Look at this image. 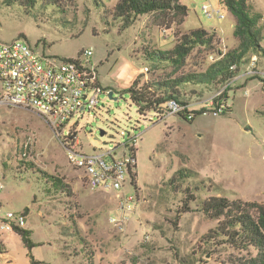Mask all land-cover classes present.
<instances>
[{
	"label": "rangeland",
	"instance_id": "374dc122",
	"mask_svg": "<svg viewBox=\"0 0 264 264\" xmlns=\"http://www.w3.org/2000/svg\"><path fill=\"white\" fill-rule=\"evenodd\" d=\"M182 1L190 8L192 3L198 6L197 13L191 8L186 30L225 26L218 48L226 52L238 45L229 9L224 19H211L200 10L203 2ZM104 2L41 0L30 7L0 0V39L21 38L50 57L76 58L84 49L93 50L91 63L109 93L102 94L96 112L80 120L78 135L85 149L105 151L128 139L129 132L138 135L133 184L94 190L83 171L69 162L45 116L22 107H0V171L5 183L0 201L5 209L26 211V229L36 243L30 250L18 233L8 231L0 264H32L30 253L41 264H233L247 251L205 240L218 220L201 207L213 195L264 202V53L250 52L239 73L224 84L180 86L181 99L189 107L224 90L223 112L209 111L193 121L185 113L163 119L153 112L141 114L129 93L119 90L129 86L138 71L143 81L177 76L170 65L155 68L144 57L147 46L171 48L173 29L156 26L150 15L124 28L109 12L114 1ZM248 3L262 14L264 48V0ZM197 50L178 74L205 70L216 58ZM247 126L252 130H245ZM29 138L30 156L22 161L20 151ZM123 150L118 148L119 154ZM180 169L190 177L179 179L175 173ZM48 175L68 186L52 185ZM121 196L131 199L130 210L119 208ZM191 196L195 199L189 200Z\"/></svg>",
	"mask_w": 264,
	"mask_h": 264
},
{
	"label": "trees",
	"instance_id": "16d2710c",
	"mask_svg": "<svg viewBox=\"0 0 264 264\" xmlns=\"http://www.w3.org/2000/svg\"><path fill=\"white\" fill-rule=\"evenodd\" d=\"M8 6L21 4L35 6L41 0H3ZM114 5L110 14L120 19L124 28H128L143 15H150L156 26L173 29L174 43L169 49H144L146 62L152 63L155 68L170 65L174 78L165 80H142L143 73L139 72L132 83L121 87L120 93H129L131 100L138 107L141 114L148 112L159 113L165 108L169 100H176L182 104L184 113H188L189 103L181 99L180 86L187 83L224 84L235 77L245 57L250 53H264L261 44V30L259 21L262 14L252 10L248 0H224L223 3L235 17L234 35L238 45L226 52L218 48L220 38L215 30L198 27L186 30L185 21L189 16L190 8L180 0H110ZM104 2V0H103ZM105 3V2H104ZM205 50V56H216L214 61L205 70L199 72H181L178 74L194 51ZM224 95L216 97V101ZM197 116L201 111H195ZM184 115V114H179ZM193 118L191 121H193ZM21 160H28L22 155ZM136 158L137 149L131 148ZM29 165L31 163H28ZM26 164V168H27ZM45 174V173H44ZM175 175L179 179L190 177L187 170L180 169ZM137 174H133V180ZM47 182L52 185L67 187L63 180L55 176H46ZM52 178V180H49ZM132 180V184H133ZM175 176L170 180L174 183ZM198 186H195V190ZM191 196L189 200H194ZM202 211L212 219L218 220L217 226L211 228L204 235L205 240H218L220 244L229 243L236 249L247 251L246 255L236 256L233 264H264V202L251 201L243 198L231 199L224 195H213L202 201ZM26 212V211H25ZM15 231L21 236L25 245L31 250L36 243L32 239V232L26 228L16 227ZM32 264H41L30 253ZM92 264V263H90Z\"/></svg>",
	"mask_w": 264,
	"mask_h": 264
},
{
	"label": "built area",
	"instance_id": "2783aa9c",
	"mask_svg": "<svg viewBox=\"0 0 264 264\" xmlns=\"http://www.w3.org/2000/svg\"><path fill=\"white\" fill-rule=\"evenodd\" d=\"M215 5L212 0L201 4L202 13L208 18L225 17L224 0ZM92 49H84L76 58L50 57L39 52L27 41L16 38L11 41L0 39V107H22L38 112L46 117L54 133L66 149L69 162L83 171L84 179L94 190H121L127 181L132 184L136 169V158L131 148L135 147L138 135L129 132L128 139L116 142L105 151L85 149L78 135V126L86 114L100 108L102 94L109 91L99 80L96 65L91 63ZM148 68H145L147 71ZM224 90L198 106L189 107L186 117L192 120L200 115L223 112L227 109L224 98L216 101ZM112 92V91H111ZM110 92V93H111ZM184 106L176 100H169L162 112H153L158 119L168 115L184 114ZM146 114V113H145ZM76 117V121L73 118ZM123 137L126 132L122 131ZM32 138L23 144L25 157L30 156ZM118 148H123L119 154ZM5 187L0 171V193ZM119 208H132L128 196L120 197ZM26 212L5 209L0 201V251L3 253L2 236L16 227L25 228ZM112 221H118L112 218Z\"/></svg>",
	"mask_w": 264,
	"mask_h": 264
},
{
	"label": "crops",
	"instance_id": "0c3cea01",
	"mask_svg": "<svg viewBox=\"0 0 264 264\" xmlns=\"http://www.w3.org/2000/svg\"><path fill=\"white\" fill-rule=\"evenodd\" d=\"M200 2H204L205 0H199ZM180 2L181 3H183V4H185V5H187L189 8H190V5H188L187 3H184L182 0H180ZM215 5H219L220 4V1L219 0H217V2H214V1H212ZM192 7L191 8H193L194 9V11L197 13V8H198V6H197V3H192ZM191 8H190V11H191ZM225 9H228L227 7L226 8H224V10ZM201 10V9H200ZM225 12V11H224ZM190 13V12H189ZM225 17H226V14H225ZM224 17V18H225ZM224 18H222V19H224ZM214 19H218V18H214ZM218 20H220V19H218ZM229 21L231 22V25L234 27L235 26V17H234V15L232 14V16H231V18L229 19ZM186 22V21H185ZM198 27H205V28H207V29H210V30H215L216 32H217V34H218V36L222 39V41H224V37H223V33L225 32V26H221V25H216V26H214V27H206V26H204V25H199V26H197V27H194V28H198ZM186 29V28H185ZM2 203V202H1ZM27 214V213H26ZM27 224V223H26ZM25 228H26V226H25ZM8 232V231H7ZM7 232H5V233H7ZM12 232H16L15 230L14 231H12ZM4 233V234H5ZM17 233V232H16ZM4 234H3V236H4ZM3 236H2V244H3V247L5 246L4 245V241H3ZM5 252H7V251H5ZM5 252L3 253V254H5Z\"/></svg>",
	"mask_w": 264,
	"mask_h": 264
},
{
	"label": "water",
	"instance_id": "95a60500",
	"mask_svg": "<svg viewBox=\"0 0 264 264\" xmlns=\"http://www.w3.org/2000/svg\"><path fill=\"white\" fill-rule=\"evenodd\" d=\"M112 95H113V91L110 93V96H111V97H112ZM245 130H248V131H249V130H252V128H251L250 126H247V127L245 128ZM105 133H106V131L102 129V130H101V134L104 135Z\"/></svg>",
	"mask_w": 264,
	"mask_h": 264
}]
</instances>
